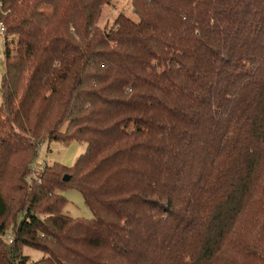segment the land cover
<instances>
[{
	"label": "trees",
	"instance_id": "1",
	"mask_svg": "<svg viewBox=\"0 0 264 264\" xmlns=\"http://www.w3.org/2000/svg\"><path fill=\"white\" fill-rule=\"evenodd\" d=\"M0 2V264H264V0Z\"/></svg>",
	"mask_w": 264,
	"mask_h": 264
},
{
	"label": "rangeland",
	"instance_id": "2",
	"mask_svg": "<svg viewBox=\"0 0 264 264\" xmlns=\"http://www.w3.org/2000/svg\"><path fill=\"white\" fill-rule=\"evenodd\" d=\"M119 12H124L132 19L136 20L137 17L134 14L130 0H109V2L103 6L101 15L98 20V24L101 27L109 28L116 15ZM5 73V54H4V37L0 36V104L2 102L1 85L3 76ZM85 144L83 142L72 141L69 143H63L56 140H43L38 148L37 154L34 159V164L38 165L37 170L40 169L44 164L59 163L61 165H71L78 157L80 153L84 151ZM36 170V171H37ZM65 171L62 173V175ZM68 173V171H67ZM60 193L66 198V204L63 207V213L71 217H80L84 219H91L93 214L89 207L86 205L80 191L72 186H69L60 191ZM11 214V212H10ZM7 215L5 224H8L12 220L11 215ZM45 215V214H44ZM43 215V216H44ZM9 233V230L6 234ZM5 234V235H6ZM22 251V249H21ZM24 254L29 255V260H36L43 255V253L37 249L24 247Z\"/></svg>",
	"mask_w": 264,
	"mask_h": 264
},
{
	"label": "built area",
	"instance_id": "3",
	"mask_svg": "<svg viewBox=\"0 0 264 264\" xmlns=\"http://www.w3.org/2000/svg\"><path fill=\"white\" fill-rule=\"evenodd\" d=\"M0 11H1V2H0ZM4 33H5V27L3 22L0 20V36L2 35L4 37Z\"/></svg>",
	"mask_w": 264,
	"mask_h": 264
},
{
	"label": "water",
	"instance_id": "4",
	"mask_svg": "<svg viewBox=\"0 0 264 264\" xmlns=\"http://www.w3.org/2000/svg\"><path fill=\"white\" fill-rule=\"evenodd\" d=\"M62 179L64 180V181H67L68 179H69V175H64L63 177H62Z\"/></svg>",
	"mask_w": 264,
	"mask_h": 264
}]
</instances>
